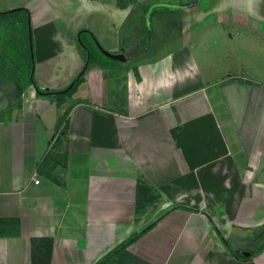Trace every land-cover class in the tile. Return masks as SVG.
Instances as JSON below:
<instances>
[{
	"label": "crops",
	"instance_id": "crops-1",
	"mask_svg": "<svg viewBox=\"0 0 264 264\" xmlns=\"http://www.w3.org/2000/svg\"><path fill=\"white\" fill-rule=\"evenodd\" d=\"M18 8L40 87L95 59L63 98L0 90V264H96L135 234L105 264H264V0H0Z\"/></svg>",
	"mask_w": 264,
	"mask_h": 264
},
{
	"label": "trees",
	"instance_id": "trees-1",
	"mask_svg": "<svg viewBox=\"0 0 264 264\" xmlns=\"http://www.w3.org/2000/svg\"><path fill=\"white\" fill-rule=\"evenodd\" d=\"M24 12L27 15L25 19L26 21L25 20L23 21L20 19H17V20L15 19V20L18 25L20 24V22H23L26 26H28V19L30 16V12L26 8H18V9H12V10H6L3 12H0V23L2 24L0 28V34H1L0 37L5 38L4 39L5 40L4 41L5 55L8 61L10 62V64L15 69V72L17 74V81H16L17 92H18L17 95H20L23 89L27 88L30 85H33L37 89V91L42 94L54 93L60 96L61 98L65 97L66 95H71L76 90V88L79 86V84L83 82L84 75L88 69V66L86 67V69L83 68V70L76 77H74V79L65 87L67 88L71 83H73V86L66 92L61 91L65 88L61 90H51V89H45V88L40 87L37 84L34 75L31 73V71L33 70V65L35 64V58H32L31 62H28L26 60V58L24 57L25 54L23 53V50L20 48V45L18 44L15 38V34H12V32L9 31V28H7V26H9V24L11 23L9 21L10 18H7V17L11 15H17L20 13H24ZM20 35H21V32H20ZM31 43L34 45L33 40L31 41ZM94 59L95 58L93 57V55L90 54L89 65L94 62ZM9 111H10V108L8 107L6 110V113ZM138 236L139 234L133 235L128 240L123 242L120 246H118L116 249H114L110 254L106 255L104 258L98 261L96 264H105L111 255L121 251L122 249H125L128 245H130L133 241H135Z\"/></svg>",
	"mask_w": 264,
	"mask_h": 264
},
{
	"label": "rangeland",
	"instance_id": "rangeland-1",
	"mask_svg": "<svg viewBox=\"0 0 264 264\" xmlns=\"http://www.w3.org/2000/svg\"><path fill=\"white\" fill-rule=\"evenodd\" d=\"M137 10H140V8L134 7V11H137ZM26 17H27V15L24 12V13H20V14H17V15H11V16H9L7 18L16 19V20L20 19V20L24 21L26 19ZM132 21L135 22V20H132ZM132 21L130 22V24L132 23ZM29 22L31 24L30 18L28 19V26H26L23 22H20L19 25L21 26L20 39L24 42V44H23V49H24L23 53L25 54L24 57L26 58V60L28 62H31L32 58H35V54H34V45L31 43V41H32V33H30ZM1 25L2 24L0 23V28H1ZM7 28H9V26H7ZM16 35H19V32L16 33ZM85 37L83 36L84 39H85ZM93 40H94V37H93ZM254 44L255 45H253V47H252L253 52L251 53V58L254 59L255 67L258 70V72H261L264 75V39L261 38V40L255 42ZM245 45H246L245 42H240V46L241 47H246ZM92 50L96 51L95 47H93ZM30 51H31V53H30ZM235 60L237 62H239L237 57L235 58ZM35 62H36V59H35ZM229 66L232 69L236 68V65L233 67L232 61L229 62ZM35 67H36V65L34 64L33 65V70L31 71V73L34 75V77L36 79V74H34ZM239 67H241V64H240ZM7 85H8L7 83L3 84L2 86L0 85V90L3 92V94H4L3 96L4 97H7V99H9V100L11 99L12 100L13 98H9V95H7L6 93H8V91H9L10 93H8V94L12 95L13 93H16L17 88L12 83L9 84L8 88H7ZM12 97H14V96H12Z\"/></svg>",
	"mask_w": 264,
	"mask_h": 264
},
{
	"label": "water",
	"instance_id": "water-1",
	"mask_svg": "<svg viewBox=\"0 0 264 264\" xmlns=\"http://www.w3.org/2000/svg\"><path fill=\"white\" fill-rule=\"evenodd\" d=\"M29 26H30V33H32V27H31L30 22H29ZM94 41H95V44H96L97 48H98V49H99L104 55H106V56H108V57H111V58H114V59H122V60L125 59L124 54H114V53H112V52L106 50V49H105V48H104V47L98 42V40H96V38H94ZM85 47H87V46H85ZM88 63H89V62L86 63L84 69H86V67L88 66ZM72 86H73V83H71L67 88H65V89H63V90H61V91L66 92V91H68ZM56 92H57V91H56Z\"/></svg>",
	"mask_w": 264,
	"mask_h": 264
}]
</instances>
